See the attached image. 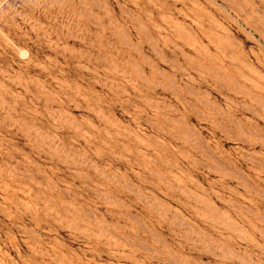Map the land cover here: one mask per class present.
Wrapping results in <instances>:
<instances>
[{"label": "rangeland", "instance_id": "1", "mask_svg": "<svg viewBox=\"0 0 264 264\" xmlns=\"http://www.w3.org/2000/svg\"><path fill=\"white\" fill-rule=\"evenodd\" d=\"M0 264H264V0H0Z\"/></svg>", "mask_w": 264, "mask_h": 264}]
</instances>
